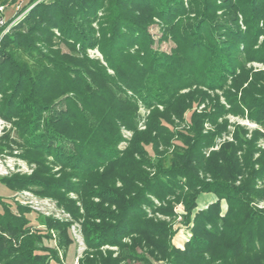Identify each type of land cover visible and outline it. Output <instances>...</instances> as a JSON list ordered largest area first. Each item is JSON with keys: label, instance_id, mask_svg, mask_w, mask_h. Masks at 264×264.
<instances>
[{"label": "trees", "instance_id": "trees-1", "mask_svg": "<svg viewBox=\"0 0 264 264\" xmlns=\"http://www.w3.org/2000/svg\"><path fill=\"white\" fill-rule=\"evenodd\" d=\"M32 2L26 0L21 10ZM185 6L183 0H52L34 6L2 39L0 117L13 124L23 141L20 157L35 169L0 177V182L14 191L31 189L51 197L71 218L83 219L89 251L82 252L78 264H106L97 251L100 245L118 246L130 235L160 250L165 264H264V210L250 204L264 199V190L255 187L264 181V148L258 143L264 141V72L248 76L244 67V62H264V0H190L193 16ZM98 11L103 13L99 20ZM154 18L163 38L175 43L170 53L152 48L148 27ZM53 28L73 50L71 41L78 44V54L97 47L105 66L53 49ZM227 76L238 77L235 93L225 92L230 109L219 103L206 114L189 110L188 130L175 132L166 114L170 108L182 117L188 109L174 106L184 96L180 91L192 85L225 87ZM126 89L147 106H164V113L152 114L147 128L167 146L176 135L172 154L157 151L159 137L139 135L123 153L117 151L119 125L134 129L136 119L134 100L122 95ZM231 111L237 116L246 112L262 132L247 138L236 125L233 141L207 156L227 126L218 117ZM206 121L215 124L213 131L203 132ZM150 145L153 176L143 168ZM204 193L216 199L195 211ZM165 194L184 203L185 220L191 223L183 249L170 244V229L147 218L143 208L152 207L149 196L162 200ZM92 196L98 201L88 199ZM30 213L0 196V264H61L59 252L74 243L69 224ZM51 232L57 236L55 247Z\"/></svg>", "mask_w": 264, "mask_h": 264}, {"label": "rangeland", "instance_id": "rangeland-1", "mask_svg": "<svg viewBox=\"0 0 264 264\" xmlns=\"http://www.w3.org/2000/svg\"><path fill=\"white\" fill-rule=\"evenodd\" d=\"M25 1L26 0H4L3 3H0V21H2V23H0V45L2 39L5 38L8 34H10L12 29L15 26L21 24V22H23V20L30 14V12H32L31 10L34 6H36L37 4H49L52 2V0H34V2L30 3L24 9L21 10V7L25 3ZM183 1L184 5H186L185 7L188 10L187 14L189 16H193V11L188 9L190 0ZM218 3H220V1H218ZM222 12V10H218L216 13L218 16H222ZM102 15L103 13L101 11H98L96 14V19L99 20L100 18H102ZM236 16L238 19V25L242 30H244L245 23L243 16L240 13H238ZM92 26L96 30L98 28L97 22H92ZM52 31L54 34L53 38L51 39V46L53 49L59 50L60 53L70 54L73 57L79 56L80 58L82 57L91 60H98L105 66L103 56L97 47L85 49L83 51V55L78 54V51H76L77 49H79L78 44H75L73 41H71V44H74V47L76 48L73 50L64 41L60 39V31L57 28H53ZM148 31L151 35V40L153 41L152 48L157 51L170 53L171 49L174 48L175 43L168 37L163 38L162 27L158 19L154 18L152 20V22L149 24ZM261 40L262 37L259 38L258 42H260ZM244 67L245 71H247L248 76H251L252 73L264 72V62H244ZM239 71L237 70L236 74H239ZM108 73H112V71L108 70ZM237 81L238 77L233 79L232 77L227 76L225 80V87L209 89L208 87H204L202 85H192L191 88L180 91V94L184 95L183 98H181L180 96L179 101H175L176 103L173 102V104L175 103L174 106L178 109L188 105V109L185 110V112L182 114V117L176 116L175 113L170 110V108L167 109L168 114H165L167 117L169 116V119L171 121V128L175 130V132L187 131L189 128V116L187 112L189 110H194L198 114H206L208 112H211L213 108H217V105L215 104L219 103L222 106L224 105L226 109H230L228 105L225 104V92L235 93L234 84H237ZM237 94H239L238 91ZM122 95L130 98L132 101L134 100L136 104L134 111V118L136 119H134L133 123L134 129H129L127 127H124V125H119L121 139L116 144V149L118 152L123 153L130 147L132 142L137 138V135L142 136L144 140H148L150 138L157 139L160 136V134L157 135L155 132L151 131L150 133V131H148L147 122L150 120L154 112L164 113L165 108L160 104L154 103L152 104V106H147L143 103L142 100L138 98L136 93H133L128 89L124 90V93ZM193 97L195 100L194 102H192ZM225 119L227 120L226 129L224 130V132H222L219 137H216L214 145L205 151V154L207 156L210 151L218 150L222 143L226 141H233L232 135L235 132L236 125L240 126L242 130L246 132L244 134L247 138H250L252 133L256 130L262 132L261 126L256 124L255 122L250 121L246 112L243 116L234 115L232 111L227 112L222 117H218L217 122L220 124L221 121ZM214 125L215 124H210L208 121H206L203 124V132L205 133L208 131H213L215 129ZM176 139V135L171 137V145L167 146L164 145L163 142H160L162 141V139L159 137L157 139L159 142L157 151L161 153L164 157L166 155L172 154L175 150L174 143L172 142H174ZM22 142V139L17 136L13 124L10 121H7L0 117V177H9L14 174L27 175L35 169V164L29 162L27 163L25 159L20 157V154L22 153V151H24L22 149ZM258 143L261 147L264 148L263 139H260ZM151 146L152 145L147 146L146 148L145 160H147L148 163H144L143 166L144 170L148 172L149 176H153L156 172V167L153 165L155 161H153L154 159H151L152 157H150L153 154L152 149L150 148ZM156 155L158 156L159 154ZM140 157L142 156L136 154L137 159ZM56 169H58V167L54 166L53 170ZM240 178L241 177L239 176L236 181L237 184L239 183ZM207 180L209 181V178H207ZM116 185H119V183H117ZM255 187L257 189L264 190V181H258ZM22 190L28 191L31 194L29 195L28 199H31V201L33 202H36L34 204L37 207L36 210L30 208V206L28 207L26 205H22L31 211L29 217H35L37 215L44 217L45 215H43V213L44 211H47L50 212L51 215L45 217L54 218V220H57L59 222H66L69 224V231L71 233V237L74 239V243L73 245L69 246V248L65 251L64 254L61 251L59 252L61 257L60 260L61 264H75V260L82 255V252L84 250L85 252L89 251L83 241V219L81 218L79 220H75L71 218L69 213L62 206L58 205L56 200L51 197L37 195L31 189H18L14 191L10 188H7L0 182V196L6 199L7 202L9 201L13 202V204H20L18 201H14L13 197L11 196L15 192H20ZM206 195H211V202L215 201L216 198L211 193L201 194L197 198L198 206L196 207L195 211L205 210L207 208V205L209 203H207L208 201ZM69 196L73 199L77 198V195L71 192L69 193ZM149 198L152 201V207H143L144 211L147 214V218L152 219L154 222L159 221L167 225V227L170 229L171 235L166 238L170 241V244L172 246L183 249L186 242L191 236V223L189 224V222L185 220L186 210L184 207V203L182 201H177L174 196L166 194L164 195V198L162 200L152 195L149 196ZM88 199L93 200V202L98 201L95 196H92L91 198L89 197ZM41 202L43 204H41ZM46 202L49 203L48 206L45 204ZM250 204L257 209L264 210V199L255 198L251 200ZM226 208V203L222 201L221 211L225 212ZM153 209L155 210L153 211ZM165 210L167 213H162ZM56 212L59 213L58 218L52 216ZM61 214H67V216H63ZM85 222L86 219L84 221V226L87 225L85 224ZM72 226L74 227V229H72ZM51 234L53 239V242L51 244L54 246L57 240V236L54 232H51ZM97 251L100 253L101 256H103L102 258H104V260L106 259L108 261L107 262L105 260L106 264H109L111 262V260L109 259H116L119 261V264H165V261L163 259V253L160 252V250L153 251L150 246L145 244L143 241L141 242L137 235H130L122 239V241H120V245L118 246L100 245ZM260 259L264 260V255Z\"/></svg>", "mask_w": 264, "mask_h": 264}, {"label": "built area", "instance_id": "built-area-1", "mask_svg": "<svg viewBox=\"0 0 264 264\" xmlns=\"http://www.w3.org/2000/svg\"><path fill=\"white\" fill-rule=\"evenodd\" d=\"M0 23H2V21H0ZM3 176V175H2ZM29 195H31L28 191H25V190H22V191H20V192H15L11 197H13V199H14V201L16 200V201H18L21 205H26V206H30V208H32L33 210L35 209H37V207L34 205L36 202H33V201H31V199H28L29 198ZM36 201V200H35ZM38 202V201H37ZM42 202H45V201H42ZM41 202V204H43ZM47 206H48V202H46L45 203ZM60 213H61V210H60ZM58 214L59 213H55V214H53L52 216H54V217H57L58 218ZM43 215H45V216H49V215H51V213L50 212H47V211H44V213H43ZM61 215H63V216H67V214H61ZM72 229H74V227L72 226ZM77 259L75 260V264H77Z\"/></svg>", "mask_w": 264, "mask_h": 264}, {"label": "crops", "instance_id": "crops-1", "mask_svg": "<svg viewBox=\"0 0 264 264\" xmlns=\"http://www.w3.org/2000/svg\"><path fill=\"white\" fill-rule=\"evenodd\" d=\"M206 198H207V203H209V202H211L212 201V198H211V195L210 196H208V195H206ZM211 199V200H210Z\"/></svg>", "mask_w": 264, "mask_h": 264}]
</instances>
